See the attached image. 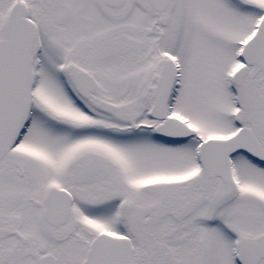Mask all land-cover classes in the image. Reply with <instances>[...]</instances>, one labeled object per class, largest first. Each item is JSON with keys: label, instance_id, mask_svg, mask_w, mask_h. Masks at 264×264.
I'll use <instances>...</instances> for the list:
<instances>
[{"label": "snow or ice", "instance_id": "6c2138e0", "mask_svg": "<svg viewBox=\"0 0 264 264\" xmlns=\"http://www.w3.org/2000/svg\"><path fill=\"white\" fill-rule=\"evenodd\" d=\"M0 264H264V0H0Z\"/></svg>", "mask_w": 264, "mask_h": 264}]
</instances>
